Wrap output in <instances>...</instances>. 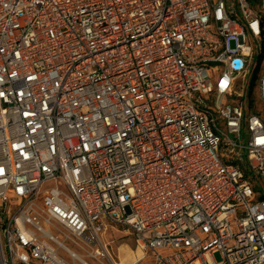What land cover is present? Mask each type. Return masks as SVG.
<instances>
[{"label": "built area", "instance_id": "built-area-1", "mask_svg": "<svg viewBox=\"0 0 264 264\" xmlns=\"http://www.w3.org/2000/svg\"><path fill=\"white\" fill-rule=\"evenodd\" d=\"M263 182L264 0H0V264H264Z\"/></svg>", "mask_w": 264, "mask_h": 264}, {"label": "rangeland", "instance_id": "rangeland-1", "mask_svg": "<svg viewBox=\"0 0 264 264\" xmlns=\"http://www.w3.org/2000/svg\"><path fill=\"white\" fill-rule=\"evenodd\" d=\"M262 184L264 186V182ZM258 188L259 190H262L261 185ZM103 241L106 244H112V251L115 257L120 253L121 247L124 245L129 246L132 251H136V237L133 234H127L124 231H121L119 227H110L107 234L103 237ZM215 258L220 260V255L216 254Z\"/></svg>", "mask_w": 264, "mask_h": 264}, {"label": "bare ground", "instance_id": "bare-ground-1", "mask_svg": "<svg viewBox=\"0 0 264 264\" xmlns=\"http://www.w3.org/2000/svg\"><path fill=\"white\" fill-rule=\"evenodd\" d=\"M120 253V258L123 264L133 263L137 259V257L142 254L140 249L132 251V249L126 245L121 247Z\"/></svg>", "mask_w": 264, "mask_h": 264}, {"label": "trees", "instance_id": "trees-1", "mask_svg": "<svg viewBox=\"0 0 264 264\" xmlns=\"http://www.w3.org/2000/svg\"><path fill=\"white\" fill-rule=\"evenodd\" d=\"M251 110H253L252 106H250V108H249V110L247 112H252Z\"/></svg>", "mask_w": 264, "mask_h": 264}]
</instances>
